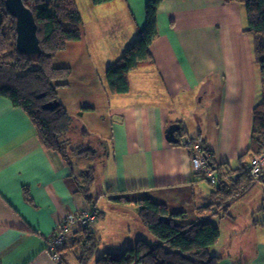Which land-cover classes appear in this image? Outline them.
Masks as SVG:
<instances>
[{
    "label": "crops",
    "instance_id": "1",
    "mask_svg": "<svg viewBox=\"0 0 264 264\" xmlns=\"http://www.w3.org/2000/svg\"><path fill=\"white\" fill-rule=\"evenodd\" d=\"M75 1L82 37L69 41L51 64L71 67L59 101L106 138L101 193L94 198L76 163L47 147L29 114L0 95V264H80L73 241L81 226L68 230L59 258L47 243L68 215L91 205L99 211L90 226L100 238L96 257L141 237L157 242L137 198L185 210V220H196L202 211L195 207L211 201L213 185L195 174L186 141L200 137L217 163L233 168L250 143L261 83L244 3L163 0L150 45L153 61L129 72V91L110 93L106 69L144 27L148 0ZM172 123L180 125L179 142L167 138ZM124 194L133 201L110 198ZM215 216L221 228L212 247L217 264H264V172L227 212L210 219Z\"/></svg>",
    "mask_w": 264,
    "mask_h": 264
},
{
    "label": "trees",
    "instance_id": "2",
    "mask_svg": "<svg viewBox=\"0 0 264 264\" xmlns=\"http://www.w3.org/2000/svg\"><path fill=\"white\" fill-rule=\"evenodd\" d=\"M23 1L35 15L41 47L36 54L18 49L16 17L10 12L7 0H0V95L9 98L15 106L23 108L37 127L43 143L61 153L66 162L72 165L74 161L71 160L67 147L74 117L58 97L59 88L67 84L71 67L55 66L51 64V59L69 41L82 37V14L75 0ZM92 1L98 4L111 0ZM225 1H239L246 5V31L251 35L254 57L260 71L261 99L254 106L248 149L239 156V164L233 168L228 163H217L214 153L204 141L198 136L191 137V141L201 143L203 151L210 154L209 159L218 177L216 182H211L205 174L195 172L213 185L211 201L195 207L196 211H202V215L196 220H185V210L171 211L166 202L157 201L151 196L134 199L140 205L139 211L145 225L158 241L150 242L141 237L120 251H107L96 257L100 238L90 227H81L77 231H80V237L73 241L80 249V264H91L93 260L94 264L218 263L220 256L212 252V247L220 239L221 228L210 216L219 211L227 212L230 203L258 180L250 172V160L252 156L264 151V0ZM162 2L163 0L147 1L144 27L121 56L108 65L105 78L110 93L129 91V72L153 61L150 45L158 34L157 15ZM41 93L44 95L40 96ZM54 99L59 101L55 108L44 106L47 101ZM186 147L190 153L193 151L190 145L186 144ZM90 149L92 153L99 151L103 157L107 151L102 141ZM25 194L31 199L28 186L25 187ZM110 198L116 203L133 201L127 194L112 195Z\"/></svg>",
    "mask_w": 264,
    "mask_h": 264
},
{
    "label": "rangeland",
    "instance_id": "3",
    "mask_svg": "<svg viewBox=\"0 0 264 264\" xmlns=\"http://www.w3.org/2000/svg\"><path fill=\"white\" fill-rule=\"evenodd\" d=\"M72 115L74 117L75 124L73 125L72 123V130L68 135L69 144L67 149L71 160L76 163L78 173L83 182L88 183L89 186L93 187L92 189L90 188V194L94 195V198H97L101 193V189L99 187V179L104 181L103 171L105 160L103 155L99 151L92 153L90 152L92 151V149L90 148L98 146L101 141H103L105 144L106 138H102V134L99 133L98 130L91 127L84 116H82L81 114ZM76 149L77 151H75ZM89 168L92 169L90 173L84 172V170H88ZM212 220L217 223L220 222V219L216 216L213 217ZM67 248L68 251L71 250V247Z\"/></svg>",
    "mask_w": 264,
    "mask_h": 264
},
{
    "label": "built area",
    "instance_id": "4",
    "mask_svg": "<svg viewBox=\"0 0 264 264\" xmlns=\"http://www.w3.org/2000/svg\"><path fill=\"white\" fill-rule=\"evenodd\" d=\"M193 151L190 153L195 172L205 174L211 182L218 180L217 171L210 161V154L203 151L199 142H193L190 139L186 141ZM249 169L251 174L257 179L264 172V151L251 157ZM99 211L95 205L81 208L77 213L68 215L58 226L57 229L49 236L47 249L53 257L59 258V249L66 242L67 232L72 225L77 224L81 227H90L97 219Z\"/></svg>",
    "mask_w": 264,
    "mask_h": 264
},
{
    "label": "water",
    "instance_id": "5",
    "mask_svg": "<svg viewBox=\"0 0 264 264\" xmlns=\"http://www.w3.org/2000/svg\"><path fill=\"white\" fill-rule=\"evenodd\" d=\"M10 12L16 17V44L20 51L36 54L40 51V40L37 33V22L32 9L23 0H7ZM44 95L41 93L40 96ZM59 104L57 99L47 101L44 106L55 108ZM180 125L172 123L167 128V138L178 142L177 130Z\"/></svg>",
    "mask_w": 264,
    "mask_h": 264
}]
</instances>
